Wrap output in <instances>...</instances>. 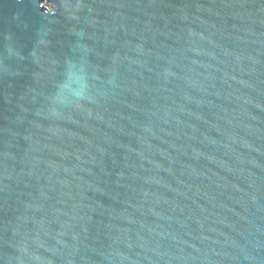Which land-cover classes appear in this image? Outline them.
<instances>
[{
    "label": "water",
    "instance_id": "water-1",
    "mask_svg": "<svg viewBox=\"0 0 264 264\" xmlns=\"http://www.w3.org/2000/svg\"><path fill=\"white\" fill-rule=\"evenodd\" d=\"M0 264H264V0H0Z\"/></svg>",
    "mask_w": 264,
    "mask_h": 264
},
{
    "label": "clouds",
    "instance_id": "clouds-1",
    "mask_svg": "<svg viewBox=\"0 0 264 264\" xmlns=\"http://www.w3.org/2000/svg\"><path fill=\"white\" fill-rule=\"evenodd\" d=\"M75 96L77 99H82L84 96L83 90L81 92L75 93ZM67 103V101H65Z\"/></svg>",
    "mask_w": 264,
    "mask_h": 264
}]
</instances>
